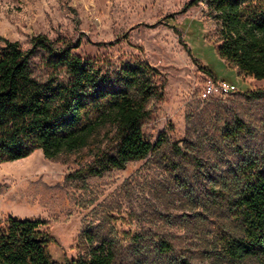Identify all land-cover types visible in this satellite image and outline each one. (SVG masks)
Masks as SVG:
<instances>
[{"label": "rangeland", "instance_id": "374dc122", "mask_svg": "<svg viewBox=\"0 0 264 264\" xmlns=\"http://www.w3.org/2000/svg\"><path fill=\"white\" fill-rule=\"evenodd\" d=\"M189 1L0 0L1 45L18 42L26 49L42 35L55 47L78 44L73 54L100 68L142 60L165 80L162 99L149 105L140 128L151 144L160 137L167 143L144 160L83 182L65 177L89 162L84 154L49 161L36 150L0 164V219L45 222L56 240L54 260L85 257L90 246L83 235L98 227L115 241L113 264H239L210 254L221 217L217 211L207 215L201 197L210 180L224 174L225 163L239 162L221 136L236 120L251 131L239 138L242 150L264 158V97L243 96L264 89V80L239 76L216 54L208 7L181 12ZM44 63L35 60L39 68ZM208 78L238 90L202 100L199 91ZM177 148L186 158L176 157ZM193 159L200 162V182ZM159 238L171 244L168 253L158 250Z\"/></svg>", "mask_w": 264, "mask_h": 264}, {"label": "trees", "instance_id": "16d2710c", "mask_svg": "<svg viewBox=\"0 0 264 264\" xmlns=\"http://www.w3.org/2000/svg\"><path fill=\"white\" fill-rule=\"evenodd\" d=\"M202 3L216 28L212 45L216 54L239 76L264 80V0H190L181 12ZM78 47L71 43L55 47L42 35L32 38L26 49L18 42L0 44V164L27 158L36 150L49 161L84 154L83 160L89 162L65 177L83 182L123 170L167 143L160 137L151 144L140 128L150 114L149 105L162 99L165 80L160 73L142 60L103 69L73 54ZM36 59L45 61L42 68ZM243 96L260 99L264 89L247 90ZM250 132L241 120L222 132L240 159L235 165L225 163L224 174L210 180L201 198L207 215L217 211L221 217L210 254L231 263L264 264V158L249 155L239 143ZM175 151L176 157L186 158L178 148ZM193 160L200 182V162ZM45 225L0 219V264L115 261V241L98 227L83 235L90 246L85 257L54 260L50 249L56 240ZM157 246L162 253L172 249L161 238Z\"/></svg>", "mask_w": 264, "mask_h": 264}, {"label": "built area", "instance_id": "2783aa9c", "mask_svg": "<svg viewBox=\"0 0 264 264\" xmlns=\"http://www.w3.org/2000/svg\"><path fill=\"white\" fill-rule=\"evenodd\" d=\"M238 88L234 83L224 80L206 79L199 91V98L202 100L211 97L229 96L237 92Z\"/></svg>", "mask_w": 264, "mask_h": 264}]
</instances>
